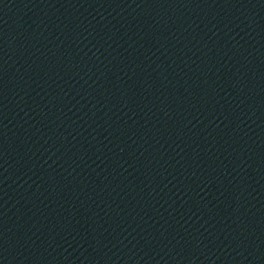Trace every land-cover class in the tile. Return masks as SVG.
I'll return each mask as SVG.
<instances>
[{
    "label": "water",
    "instance_id": "water-1",
    "mask_svg": "<svg viewBox=\"0 0 264 264\" xmlns=\"http://www.w3.org/2000/svg\"><path fill=\"white\" fill-rule=\"evenodd\" d=\"M0 264H264V0H0Z\"/></svg>",
    "mask_w": 264,
    "mask_h": 264
}]
</instances>
